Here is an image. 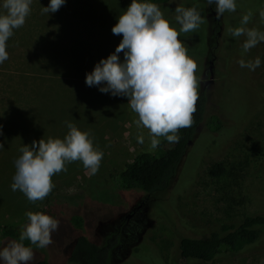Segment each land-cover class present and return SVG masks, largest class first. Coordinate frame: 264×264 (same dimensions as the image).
I'll use <instances>...</instances> for the list:
<instances>
[{"label": "rangeland", "instance_id": "obj_1", "mask_svg": "<svg viewBox=\"0 0 264 264\" xmlns=\"http://www.w3.org/2000/svg\"><path fill=\"white\" fill-rule=\"evenodd\" d=\"M48 2L33 0L24 25L7 41L8 59L0 64V227L20 231L27 222L25 213L37 209H46L44 213L59 221L53 243L33 247L30 264L39 259L67 264L77 235L99 244L116 235L107 264H264L260 242L211 260H181L179 250L183 236H206L222 223L264 213V42L243 54L244 38L228 33L248 11L253 13L248 27L264 31L259 17L264 0H237L236 11L219 18L206 0L157 3L172 23L177 6H195L203 17L197 30L178 39L197 62V91L205 93L206 104L175 177L165 190L151 195L118 188L108 178L135 155L154 150L148 130L137 126L126 97L85 84V73L119 43L121 36L111 28L131 0H66L49 16L41 12ZM257 56L261 65L255 71L237 63ZM210 60L211 77L203 73ZM210 114L222 121L220 131L206 126ZM66 122L92 133L104 152L99 170L92 175L80 161L71 162L67 171L52 177L55 187L43 200L29 202L10 188L18 148L42 136L62 138ZM138 136L143 143L137 142ZM218 163L223 172L211 175L210 168ZM140 200V217L124 230L122 214ZM72 217L80 220L77 225ZM0 239L11 238L0 233Z\"/></svg>", "mask_w": 264, "mask_h": 264}, {"label": "clouds", "instance_id": "obj_2", "mask_svg": "<svg viewBox=\"0 0 264 264\" xmlns=\"http://www.w3.org/2000/svg\"><path fill=\"white\" fill-rule=\"evenodd\" d=\"M32 2L0 0V64L8 59L7 41L15 29L24 25ZM65 3L66 0H49L41 12L49 16ZM206 3L214 6L218 18L237 9V0H206ZM174 11L172 23L154 0H131L111 28L113 35L121 36L114 51L101 57L85 73L87 86L127 98L129 108L137 116V126L148 130L152 149L158 147L160 137L172 144L179 142L177 133L181 128L191 127L198 99V65L178 36L197 30L203 17L195 6H177ZM252 16L251 11L242 14L239 25L228 29L231 37L244 38L243 54L264 42V31L248 27ZM259 17L264 22V8L259 10ZM237 63L255 71L261 58H240ZM66 127L62 138L42 136L18 148L20 154L13 162L15 171L10 184L13 192L20 191L34 203L53 190L52 177L67 171V164L80 161L92 175L99 170L104 152L94 144L92 133L71 122H66ZM137 142L143 143V136H138ZM3 148L0 142V149ZM25 216L27 222L21 226L18 238L0 239V264H30L34 258L32 246L43 249L53 243L52 233L59 227L57 218L40 211H27Z\"/></svg>", "mask_w": 264, "mask_h": 264}, {"label": "trees", "instance_id": "obj_3", "mask_svg": "<svg viewBox=\"0 0 264 264\" xmlns=\"http://www.w3.org/2000/svg\"><path fill=\"white\" fill-rule=\"evenodd\" d=\"M168 0H154L161 3ZM206 96L203 91L198 93V99L193 113L191 127L178 131L180 140L169 143L160 137V144L151 152H142L134 156L123 169H115L108 173V178L118 188H138L145 195L165 190L175 177L177 166L188 149L198 124L203 119ZM206 126L211 131H220L222 121L216 114L206 118ZM211 175L218 176L223 172L221 164L210 168ZM46 209H37L44 212ZM78 224V217H72ZM0 233L11 239L18 238L19 230L11 225L0 227ZM116 241V235H111L107 242L96 243L84 235L73 238L67 255V264H107L109 251ZM260 242L264 246V213L257 214L238 223H222L218 230L211 231L206 236H183L180 239L179 250L181 260L199 258L211 260L221 253H237L245 247ZM27 244L28 242L25 241ZM35 247V246H32ZM33 264H51L46 260H36Z\"/></svg>", "mask_w": 264, "mask_h": 264}, {"label": "flooded vegetation", "instance_id": "obj_4", "mask_svg": "<svg viewBox=\"0 0 264 264\" xmlns=\"http://www.w3.org/2000/svg\"><path fill=\"white\" fill-rule=\"evenodd\" d=\"M209 65L212 67V61L211 60L208 63V66ZM208 66H207V68H205V70L203 72L204 74L209 73ZM203 86H204V82H203ZM142 204H144V202L142 200H140V202L138 204H136L135 206H132L130 208V210L125 211L122 214L124 230H126L127 227H130V226H132V225H134L136 223V222H134L133 219L136 218V217H140V214L138 216L136 213H137V209L140 208L142 206ZM141 215H143V213H141Z\"/></svg>", "mask_w": 264, "mask_h": 264}, {"label": "water", "instance_id": "obj_5", "mask_svg": "<svg viewBox=\"0 0 264 264\" xmlns=\"http://www.w3.org/2000/svg\"><path fill=\"white\" fill-rule=\"evenodd\" d=\"M208 68H209V77H211L212 76L211 66L209 65ZM208 81H210V79L204 81V86L208 83Z\"/></svg>", "mask_w": 264, "mask_h": 264}]
</instances>
